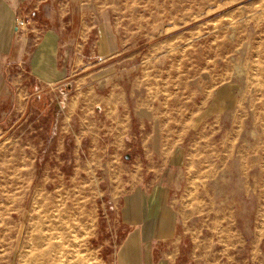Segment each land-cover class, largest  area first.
<instances>
[{"label":"rangeland","instance_id":"obj_1","mask_svg":"<svg viewBox=\"0 0 264 264\" xmlns=\"http://www.w3.org/2000/svg\"><path fill=\"white\" fill-rule=\"evenodd\" d=\"M30 1L21 35L39 11L64 29L75 6L93 5L94 74L124 88L133 112L127 128L93 130V161L69 114L60 130L36 115L0 126V264H145V250H177L141 243L127 212L135 189L155 185L200 226L179 264L201 252L264 264V0ZM105 27L115 54L95 64ZM78 149V162L53 156L47 189L33 192L42 152Z\"/></svg>","mask_w":264,"mask_h":264},{"label":"crops","instance_id":"obj_2","mask_svg":"<svg viewBox=\"0 0 264 264\" xmlns=\"http://www.w3.org/2000/svg\"><path fill=\"white\" fill-rule=\"evenodd\" d=\"M23 1L29 0H0V126L10 130L36 115L47 118L53 129L60 130L69 114L73 129L81 139L75 144L93 161V130L127 128L133 112L129 93L124 88H109L101 76L94 74L93 5L86 4L81 9L75 6L64 29L60 25L50 27L44 21L38 22L39 11L33 18L30 16V25L21 35L16 31V18ZM30 2L34 11L38 2ZM103 36L104 51L95 64L106 62L115 54L113 35L107 27ZM80 149L73 152V157L62 156L61 151L57 154L42 152L41 160L47 165L32 174L33 192L47 189L49 162L53 156L59 162H78ZM134 194L139 196L138 207L133 205L127 212L131 217L138 214L132 224L138 227L141 243L145 246L156 243L159 248L164 243L168 247L178 245L175 251L145 250L141 252V261L144 259L145 264L181 263L179 259H184L186 253L180 246L187 240L194 242L199 224L191 223L185 213L169 201L168 192L161 185L148 191L139 187ZM205 257L202 252L197 254L196 264H210ZM189 260L191 258L185 264ZM250 261V258L240 260L239 264Z\"/></svg>","mask_w":264,"mask_h":264},{"label":"bare ground","instance_id":"obj_3","mask_svg":"<svg viewBox=\"0 0 264 264\" xmlns=\"http://www.w3.org/2000/svg\"><path fill=\"white\" fill-rule=\"evenodd\" d=\"M62 235V234H61ZM48 236V235H47ZM59 238V237H58ZM48 241V240H47ZM63 242V237L60 239H58V245L56 246L54 243H51V251L56 250L57 248L60 249L62 247V243ZM52 261H55V259H53Z\"/></svg>","mask_w":264,"mask_h":264},{"label":"built area","instance_id":"obj_4","mask_svg":"<svg viewBox=\"0 0 264 264\" xmlns=\"http://www.w3.org/2000/svg\"><path fill=\"white\" fill-rule=\"evenodd\" d=\"M16 23H17L16 29H17V31H19L21 26L25 24V21L20 19V18H18Z\"/></svg>","mask_w":264,"mask_h":264}]
</instances>
